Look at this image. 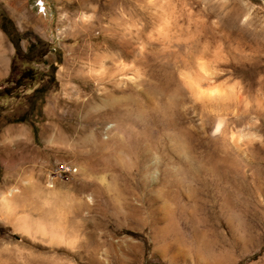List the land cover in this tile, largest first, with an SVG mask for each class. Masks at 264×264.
<instances>
[{
    "label": "rangeland",
    "instance_id": "1",
    "mask_svg": "<svg viewBox=\"0 0 264 264\" xmlns=\"http://www.w3.org/2000/svg\"><path fill=\"white\" fill-rule=\"evenodd\" d=\"M2 11L0 264H264V0Z\"/></svg>",
    "mask_w": 264,
    "mask_h": 264
},
{
    "label": "trees",
    "instance_id": "2",
    "mask_svg": "<svg viewBox=\"0 0 264 264\" xmlns=\"http://www.w3.org/2000/svg\"><path fill=\"white\" fill-rule=\"evenodd\" d=\"M0 18L2 19V22H7L9 24L10 31H11L12 28L15 29L14 24L7 17V15L4 13V11H2L0 13ZM1 30L5 33V35H7V37L9 38V40L11 41V43L13 44L14 49H15V55L20 56L21 59H25V60L27 59V61H31L30 56H33V50L35 49V47L37 45H40L41 44V41L38 38H36V44H33V43L30 44L28 46V48H27L26 53H22L21 52V49H20V46H19V38L17 40H15V41H12V39H10V36H9L10 31L8 32L5 28H1ZM43 55H44L43 53H37L36 54V56L39 58V61L40 62H42ZM10 89L11 88H4V89H2V91H0V98L5 97V96L6 97L9 96ZM45 90H46L45 87H39V88L34 89L33 90V93H32V97H38V98H40V96H42V94L45 92ZM25 122H26L25 116L17 117L15 119H12V120H8L7 121L8 124L25 123Z\"/></svg>",
    "mask_w": 264,
    "mask_h": 264
},
{
    "label": "bare ground",
    "instance_id": "3",
    "mask_svg": "<svg viewBox=\"0 0 264 264\" xmlns=\"http://www.w3.org/2000/svg\"><path fill=\"white\" fill-rule=\"evenodd\" d=\"M198 66V65H197ZM198 68H199V70L200 71H202L203 72V74H201V75H197V77H192L191 79H186V78H184V83L186 84V87H188V89L190 90V92H191V94H193V96H194V98L196 99V100H201L202 98H205L206 96L208 97V96H210L211 95V93H213L212 95H215L216 96V94L218 95V96H220V94L222 93H220V91H218L217 89H214V88H208L207 87V89L206 90H203L202 88H201V81L204 79V80H207V79H209L210 77H211V72H209V70L208 69H205V67H203L202 66V64L200 63L199 64V66H198ZM211 73V74H210ZM188 90V91H189ZM206 92V93H205ZM208 93V94H207ZM211 95V96H212ZM210 96V97H211ZM213 97V96H212ZM211 100V99H210ZM237 148V147H236ZM237 150H239L241 153H242V151H241V149H237ZM39 231H43V229L42 228H40L39 229Z\"/></svg>",
    "mask_w": 264,
    "mask_h": 264
},
{
    "label": "flooded vegetation",
    "instance_id": "4",
    "mask_svg": "<svg viewBox=\"0 0 264 264\" xmlns=\"http://www.w3.org/2000/svg\"><path fill=\"white\" fill-rule=\"evenodd\" d=\"M1 28H5L8 32L10 31L9 24L7 22H1Z\"/></svg>",
    "mask_w": 264,
    "mask_h": 264
},
{
    "label": "built area",
    "instance_id": "5",
    "mask_svg": "<svg viewBox=\"0 0 264 264\" xmlns=\"http://www.w3.org/2000/svg\"><path fill=\"white\" fill-rule=\"evenodd\" d=\"M60 169L61 170H65V171H68L69 170L68 168H64V167H61Z\"/></svg>",
    "mask_w": 264,
    "mask_h": 264
},
{
    "label": "crops",
    "instance_id": "6",
    "mask_svg": "<svg viewBox=\"0 0 264 264\" xmlns=\"http://www.w3.org/2000/svg\"><path fill=\"white\" fill-rule=\"evenodd\" d=\"M23 125H25V124H23ZM26 127H28L27 125H25ZM29 128V127H28Z\"/></svg>",
    "mask_w": 264,
    "mask_h": 264
}]
</instances>
